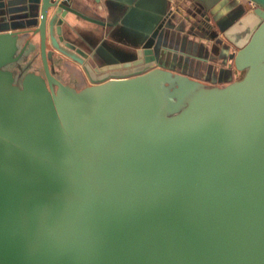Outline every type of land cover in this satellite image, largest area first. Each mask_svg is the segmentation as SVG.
<instances>
[{"label": "water", "instance_id": "water-1", "mask_svg": "<svg viewBox=\"0 0 264 264\" xmlns=\"http://www.w3.org/2000/svg\"><path fill=\"white\" fill-rule=\"evenodd\" d=\"M37 1L0 27V264H264V0L190 10L197 55L221 59L209 84L163 59L156 31L98 61L63 36L72 0ZM30 25L43 75L17 84L3 65ZM54 50L89 83L57 78Z\"/></svg>", "mask_w": 264, "mask_h": 264}, {"label": "crops", "instance_id": "crops-1", "mask_svg": "<svg viewBox=\"0 0 264 264\" xmlns=\"http://www.w3.org/2000/svg\"><path fill=\"white\" fill-rule=\"evenodd\" d=\"M206 2H211L215 12L222 16L236 10L239 4L238 0L235 2L234 0H72L70 4H73L80 14H67L66 21L64 19L62 23V32L66 39L85 50L88 49L98 61L105 60L103 62L107 63L133 58L138 48H147L145 46L153 44L155 40L153 31H156L155 34L161 35L163 41L166 42L160 47L164 48L163 59L170 62L174 60L176 64L186 59L183 68L187 72H192L190 74L192 78H195L196 84H209L210 82L205 80V77L216 73V68L221 66V59L213 61L197 55L199 45L203 44L205 47L208 42L199 35L197 25L192 24V20L197 21V17L191 13L194 11L199 16L197 8H201V4ZM28 3V0H0V27H4L9 18L14 21L18 20L17 22H20V19L25 20L27 17L24 12L27 10L24 7ZM40 4L41 0H38L36 8L33 9L35 14H39ZM86 16L97 21L93 22ZM33 28L34 26L30 25L16 29L17 47L11 54V59L20 58L30 44L35 63H37L36 51L39 56V34L34 32ZM48 48L52 49L50 46ZM193 49L196 50L195 53L192 52ZM51 61L61 74L68 75L67 67L64 68V65H75L79 69L77 74L72 75L70 81H65L52 72L63 82L75 88L89 83L88 76L79 62L56 50L53 51ZM188 64L191 66L190 69ZM123 69L129 68L123 67L116 70ZM160 69L171 70L167 66H162ZM30 71L43 75V71L40 70H26L25 72ZM177 73L181 72L177 70Z\"/></svg>", "mask_w": 264, "mask_h": 264}, {"label": "rangeland", "instance_id": "rangeland-1", "mask_svg": "<svg viewBox=\"0 0 264 264\" xmlns=\"http://www.w3.org/2000/svg\"><path fill=\"white\" fill-rule=\"evenodd\" d=\"M209 16V21L210 24H212L218 31V28L216 27L214 21L212 18H210V14L208 13ZM38 50H39V45H38ZM32 45H28L26 50L24 51V53L22 54V56L18 59H10L7 63H5L3 65L4 68L9 69L12 71L13 73V82L19 84L21 81L22 76L24 75L23 73H26V70H40L43 71V66H42V61H41V57H40V51H39V56L37 55V51H36V62L35 63V59H34V55L32 53ZM40 61H41V65H40ZM64 68L67 67V73L68 75L65 74H61L59 73V71L53 66V63L51 60H49V69L51 72L56 73L57 75H59L61 78H63L65 81H70L72 80V75L77 74V72L79 71V69L73 65V66H63ZM131 70L129 69H123V70H113L112 72H115L117 74H127L128 72H130ZM232 72H233V76L237 77L240 75V72L238 70H235L234 68H232ZM187 79L189 80V82H195L196 80L195 78L192 77H187ZM206 80V79H205ZM206 83V82H205ZM165 87V85H164Z\"/></svg>", "mask_w": 264, "mask_h": 264}]
</instances>
